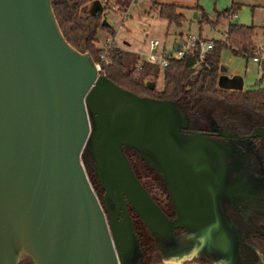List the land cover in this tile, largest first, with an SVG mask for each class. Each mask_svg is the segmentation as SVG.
Wrapping results in <instances>:
<instances>
[{
  "label": "water",
  "instance_id": "95a60500",
  "mask_svg": "<svg viewBox=\"0 0 264 264\" xmlns=\"http://www.w3.org/2000/svg\"><path fill=\"white\" fill-rule=\"evenodd\" d=\"M82 43L76 49L63 38L50 0H0V264L21 257L124 264L135 242L126 204L154 233H165L169 221L131 173L122 145L154 162L177 217L234 258L236 245L212 208L213 183L226 170L222 149L200 132L181 134L171 104L99 75ZM248 136H264V125ZM86 144L103 208L80 160ZM194 203H201L197 212Z\"/></svg>",
  "mask_w": 264,
  "mask_h": 264
},
{
  "label": "trees",
  "instance_id": "16d2710c",
  "mask_svg": "<svg viewBox=\"0 0 264 264\" xmlns=\"http://www.w3.org/2000/svg\"><path fill=\"white\" fill-rule=\"evenodd\" d=\"M88 1L50 0V7L63 38L76 49H79L83 42L84 50L89 53L94 63L99 64V75L136 96L171 104L182 121L179 132L183 135H189L193 132H200L201 134L210 132L214 133L210 137L215 139L214 142L247 140L251 147L255 148V153L264 167V136H248L256 127L264 125V87L229 90L217 88L215 85L221 49H228L235 56H254L253 25L229 22L223 39H213L211 48L204 53L200 62L197 59V51L193 50L177 59L167 58L164 67L145 60H141L139 66L135 67L128 61L126 52L116 45L103 47V40L108 36H113L114 30L110 25L101 24L102 15L88 14L84 11ZM104 1L105 4L110 1L120 8L126 6L125 0ZM148 1L150 9L156 11L160 18L168 24L173 23L179 26L183 20L179 6L160 3L158 0ZM238 7V4H230L218 15H232ZM200 15L201 21L207 20L202 12ZM100 30L104 31V37L98 40L97 33ZM101 53L104 54L103 59L100 58ZM148 77L153 82L160 78L159 88L149 84L146 81ZM212 101L248 110L259 123L254 129L240 131L232 117L221 113L213 117L217 124L214 125L215 129L204 127L201 125L200 116L202 107L206 102ZM233 135L240 137L236 138ZM121 151L131 173L163 217L167 221L174 220L177 217V211L168 194L164 178L154 162L146 160L140 151L133 147L122 145ZM80 160L89 184L103 208L104 190L100 187L95 176L93 161L87 144L81 151ZM126 213L136 243L137 263L154 264L159 256L163 257L164 250L160 236L148 228L129 204H126ZM178 229H182V227ZM236 254L240 261L239 264H259L257 253L250 246L237 245ZM199 260L201 261L200 258ZM17 264H32V262L26 257L18 261Z\"/></svg>",
  "mask_w": 264,
  "mask_h": 264
},
{
  "label": "rangeland",
  "instance_id": "374dc122",
  "mask_svg": "<svg viewBox=\"0 0 264 264\" xmlns=\"http://www.w3.org/2000/svg\"><path fill=\"white\" fill-rule=\"evenodd\" d=\"M233 1L240 3V5L233 13L236 14V16L229 18V22L253 25L255 27V42L259 44L264 39V0ZM160 2L178 4L180 6L179 12L182 14L183 20L180 22L179 26L173 23L168 24L164 19L158 16L157 12L147 14L145 8L147 2L129 5L126 10V19L122 16L120 10L111 2L110 4L113 6L111 14H118L120 16L119 20L123 19L122 27L118 23L117 15L110 17L113 19L110 26L116 33L115 36L117 37V41L125 40L129 42L130 48H135L138 42H141L146 35L147 37L150 36V38H156L164 42L165 50H169L187 35L197 37V39L203 41L223 39L222 30H224L228 18L225 19V17L218 15V13L229 6L230 0H160ZM196 7L199 8V12L195 9ZM201 12L207 20L204 19L201 21V15L198 16V13ZM219 60L232 70L236 68H238V70L240 69L244 87L257 86L258 79L261 80L259 85L264 83V59H262L261 69H257L256 65L252 63L250 59L245 61L241 56L232 55L228 49H221ZM160 83V78H158L156 81L149 84H153L155 88H159ZM221 113L232 117L236 121L240 131L254 129L259 123L252 117V114L248 110L226 106L212 101L206 102L202 107V112L200 114L202 120L201 125L215 129L214 125L217 124L213 117ZM178 120L182 123L180 118ZM177 141L178 144L183 147L185 136L178 135ZM216 143L224 153L226 170L223 172L222 177V181H225L224 193L216 196L215 205L212 208L221 213L225 228L228 230L229 239L235 245L237 243L242 244L245 242L246 234L244 235L238 232L237 226L240 225L244 227L247 224L244 219L242 221L238 214L241 222H234L232 220L233 211L228 210L229 206L232 205L234 208L237 206L241 207V214H243V218L246 219L248 218L245 214L246 203H250L251 201L257 202L260 198L264 199V190L260 187V178H258L259 176L256 174L253 161L252 165H249L250 169L248 170V167H246L247 165H245L247 159L244 154L246 155V153L244 150L243 152L240 151V147L243 149L247 148V140H225ZM210 153L209 151L207 152V161H209L210 169L216 171L218 169L216 161L212 158ZM249 163H251V158ZM228 177L231 178L229 179ZM249 197L253 199H249ZM235 221L238 220L236 219ZM257 222L260 223V221ZM249 224H251V226H247L246 228L259 227L256 223L254 225L252 222H249ZM173 225H175L176 228L182 227L184 232L173 233L171 229ZM192 229L188 228L179 218L173 222L169 221L168 229L165 233H160L164 250L162 253L163 257L161 258L159 256L154 264H228L224 263L220 258L221 254L213 246V242L210 243L209 239H206L195 229V231ZM130 245L134 249L132 248V250L130 248L128 251L130 256L124 259V264H138L134 254L136 243L132 240V244ZM249 245L251 246V243ZM254 249L261 255L256 247ZM225 258L227 259V257ZM23 259H25V257H21L18 261ZM228 261H230V259Z\"/></svg>",
  "mask_w": 264,
  "mask_h": 264
},
{
  "label": "flooded vegetation",
  "instance_id": "af4514ba",
  "mask_svg": "<svg viewBox=\"0 0 264 264\" xmlns=\"http://www.w3.org/2000/svg\"><path fill=\"white\" fill-rule=\"evenodd\" d=\"M211 134H214V133L203 132L202 136L204 138L209 139V140L215 141V139L210 138V137H212ZM243 150L246 153V155L244 154V156L247 159V163L245 164V165H247L246 167H248V170H249L250 169L249 165L250 164L252 165V161H253V163H254L253 166L256 168V170H255L256 174L259 176L258 178H260L259 179L260 182H261L260 187H262V190H264V167H263L262 163L259 161L257 154L255 153V148L251 147V144L248 143L247 148L243 149L242 147H240V151L243 152ZM250 158H251V163H249ZM253 171H254V169H253ZM228 178L230 179L231 177H228ZM222 179L223 178H221L220 181L213 183L214 189L215 190L217 189V191H215V200H216V196L217 195L224 193V182L225 181H222ZM166 188H167V185H166ZM167 191H168V188H167ZM168 194H169V192H168ZM249 199H253V198L249 197ZM191 201L194 202V200H191ZM194 204H196V203H194ZM200 206H201V203H198L196 205H191V208H192L193 211L197 212L200 209ZM245 206H246V209H245L246 213L245 214L248 217L246 219L243 218L244 216H243V214H241V211H242L241 207L237 206V207L234 208L232 205H230L229 209H228V210L233 211V219L232 220L234 222H239L240 223L241 222L240 221V217H241L242 221L244 219L245 223L247 224L244 227H242L240 225L237 226L238 232L243 233L244 235L246 234V239H245L244 243H242V244L237 243L236 246L237 245L250 246L249 244L251 243L250 247H252V248L256 247L261 253V255H260L256 251V249L253 248L256 251L257 255H258L259 264H264V199L260 198V199H258L257 202H252L251 201L250 203H246ZM217 213H218L219 218H220V220L222 222L221 224H222V226L224 228L225 224L223 223V217H222V215H221V213L219 211H217ZM177 218L178 217H176L174 220H172V222L175 221ZM235 218L238 221H235L236 220ZM257 221H260V223L257 222ZM249 222L250 223L252 222L254 225L256 223V225L259 226V227L255 226V228H250V229L246 228L247 226H251V224H249ZM185 223H187V222H185ZM174 227H176V226L173 225L172 228H171L173 233L174 232L175 233L176 232H184L183 229H178V228H174ZM208 256H210V255H208ZM218 256H220V255H218ZM198 257H199V255H198ZM220 258L224 261V263H228V264H239L240 263L239 258L237 257V254H235V257L231 258L230 261H228V259H226L223 255H221Z\"/></svg>",
  "mask_w": 264,
  "mask_h": 264
},
{
  "label": "crops",
  "instance_id": "0c3cea01",
  "mask_svg": "<svg viewBox=\"0 0 264 264\" xmlns=\"http://www.w3.org/2000/svg\"><path fill=\"white\" fill-rule=\"evenodd\" d=\"M158 1L160 2V0H158ZM141 2H147L146 6H145L147 14H149L151 12H156V11L150 9V3L147 0H144V1H141ZM110 3L111 2L109 1L108 3L105 4L104 0H89L86 3L85 7H84V11L86 13H88V14L97 13L99 15H102V19L105 21V23L107 25H110V23L113 22V19H111L110 17L114 15V14H111L113 6H111ZM160 3H163V2H160ZM230 4H238V5H240V3L234 2L233 0H230ZM230 4H229V6H230ZM174 5H176V4H174ZM177 6H179V5L177 4ZM116 7L118 8V10H120V12H124V15L122 14V16L125 17V19H126V16H127L126 10L129 7V5H126L124 8H120L118 6H116ZM195 9L198 12L200 11V10H198V8H195ZM116 15L118 16L119 25L123 27V19L119 20L120 16L118 14H115L114 16H116ZM198 16H200V13H198ZM235 16H236V14H232V15L225 14V15H222V17H225V19L228 18L224 30H222L223 36H224V32L226 30L227 24L229 23V20H230L229 18H232V17H235ZM243 25H245V24H243ZM115 35H116V33L114 32V43H115V45L117 47H119L120 49H122L123 51H125L126 55L128 57H130V58H131V56H134L136 53H138L140 51H142V52L145 51V49H146L145 48V43H144L145 39L150 37V36L147 37L145 35L144 38L141 40V42L140 41L138 42L137 47L130 48L129 42H127L125 40L117 41V37ZM103 37H104V31L103 30L98 31L97 39L100 40ZM254 37H255V27H254V36L252 38L254 46H255L257 43L255 42V38ZM159 42L161 44V51L165 50L164 42H161V41H159ZM128 57H127V59H128ZM241 57H243V56H241ZM243 58L245 59V61L250 59V57H243ZM250 61L256 65L257 69H261L262 60L259 61V62H254V61H252L250 59ZM245 65H246V63H245ZM241 73L242 72L240 71V69L238 70V68H236V69L232 70L229 66L223 64L219 60L218 73H217L216 84H215L216 87L217 88H222V89H229V90H245V89L252 88V86H245V87L243 86V79L241 77ZM146 81L148 83H153V80L150 77H148L146 79ZM260 81L261 80L258 79V85L254 86L255 88L256 87H262V86L264 87V83L263 84L261 83V85H259Z\"/></svg>",
  "mask_w": 264,
  "mask_h": 264
},
{
  "label": "built area",
  "instance_id": "2783aa9c",
  "mask_svg": "<svg viewBox=\"0 0 264 264\" xmlns=\"http://www.w3.org/2000/svg\"><path fill=\"white\" fill-rule=\"evenodd\" d=\"M126 5H133L139 3L144 0H125ZM124 15V12H121ZM103 47H108L110 45H115L114 43V35L106 37L102 42ZM211 41H203L197 39V37H193L191 35H187L180 40V42L172 47L170 50H162L161 44L156 38H146L145 39V51L138 52L134 56L128 57V61L131 62L132 66L138 67L141 60H145L146 62L153 63L164 67L167 63V58H180L183 54L187 52H191L193 50L197 51V59L198 61H202L204 53L211 48ZM100 58H104V54H100ZM264 58V39L259 44H256L254 47V56L250 57V59L254 62H259ZM96 69L99 71V64L95 63Z\"/></svg>",
  "mask_w": 264,
  "mask_h": 264
}]
</instances>
